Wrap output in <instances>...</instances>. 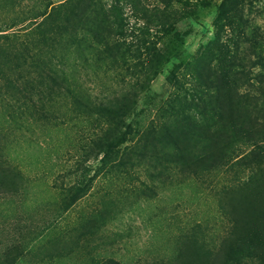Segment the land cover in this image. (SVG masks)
<instances>
[{
    "label": "rangeland",
    "instance_id": "obj_1",
    "mask_svg": "<svg viewBox=\"0 0 264 264\" xmlns=\"http://www.w3.org/2000/svg\"><path fill=\"white\" fill-rule=\"evenodd\" d=\"M64 1L0 0L1 40L16 48L32 27L29 18L34 13ZM102 1L107 5L113 0ZM251 1L253 10L248 0L245 10L264 35V0ZM147 2L153 7L157 0ZM207 2L208 8L176 28L183 33L189 58L214 37L215 6L222 0ZM127 14L133 20L129 10ZM130 60L134 62V57ZM77 62L72 87L89 95L94 107L125 89L135 90L138 102L130 117L120 119L111 149L103 151L96 143L106 135L111 120L78 110L65 88H56L52 101H40L35 93L44 92V87L37 77L44 80L45 72L37 76L31 62L23 63L19 71L29 80L1 67L0 264H11V258L13 264H192L196 250L192 239L204 259L228 236L231 221L220 191L246 182L254 173V168L239 165L254 145L239 138L223 150L218 170L189 172L176 165L182 164L176 161L180 151L163 148L158 141L165 126L179 123L171 115L175 87L169 76L175 72L184 80L186 68L180 59H171L155 78L137 79L125 68L99 71L92 68V59ZM71 69L76 70L74 65ZM191 77L189 70L186 78ZM30 80L36 90L28 100L19 90ZM187 112L201 121L195 109ZM113 127L118 124L113 122ZM191 145L199 149L201 143L192 139ZM6 173L18 180L15 187L2 183Z\"/></svg>",
    "mask_w": 264,
    "mask_h": 264
},
{
    "label": "trees",
    "instance_id": "obj_2",
    "mask_svg": "<svg viewBox=\"0 0 264 264\" xmlns=\"http://www.w3.org/2000/svg\"><path fill=\"white\" fill-rule=\"evenodd\" d=\"M147 1L113 0L106 5L102 0H65L49 11L34 13L29 18L32 27L26 29L16 48L0 38V69L6 60L3 64L7 66L1 71L10 69L11 74L29 80L32 78L19 71L24 69L20 68L23 63L31 62L37 76L45 72L44 80L37 77L44 87V92L35 93L40 94V101H52L57 94L55 89L65 88L78 110H90L111 120L106 135L96 143V147L106 151L113 146L109 143L112 137L119 133L120 119L131 116L138 102L137 94L125 89L105 96L94 107L89 95L72 87L77 61L88 63L92 59V68L99 71L103 67L114 72L125 68L137 79L143 75L155 78L171 59H180L186 68L182 73L184 80L175 72L169 76L175 87L171 115L179 123L165 126L158 137L163 148L180 151L176 161L182 164L176 165L194 174L209 173L221 167L223 150L239 138L254 145L241 158L244 164H239L254 168V173L246 182L220 191L231 221L228 236L214 252L209 249L204 259L192 239L196 248L192 264H264V35L253 26L251 12L245 10L246 0H222L215 6L213 39L189 58L177 25L186 18L197 17L201 8L209 7V2L157 0L150 7ZM248 3L252 11V1ZM181 4L192 8L183 9ZM23 21L16 20L13 25ZM130 36L135 37L128 40ZM40 57L43 61L38 60ZM53 58H57L56 62ZM189 70L191 80L186 78ZM34 90L36 85L30 80L19 92L33 99ZM32 106L39 111L36 104ZM189 109L198 111L201 121H196L187 112ZM113 122L118 127H113ZM192 139L195 144L201 143L199 149L191 145ZM168 160L173 162L172 156ZM10 177L11 174H4L2 183L15 187L18 180L14 182ZM13 250L16 255L20 253L18 248ZM11 259L13 264L15 258Z\"/></svg>",
    "mask_w": 264,
    "mask_h": 264
}]
</instances>
